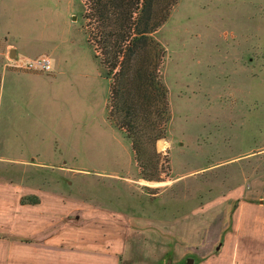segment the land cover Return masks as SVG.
<instances>
[{
    "label": "rangeland",
    "instance_id": "374dc122",
    "mask_svg": "<svg viewBox=\"0 0 264 264\" xmlns=\"http://www.w3.org/2000/svg\"><path fill=\"white\" fill-rule=\"evenodd\" d=\"M93 1L0 0V71L43 74L36 96L2 102L0 264L33 250L57 264L63 248L118 264H264V0H152L168 16L153 39L171 119L147 155L161 181L143 179L111 121ZM41 56L52 72L11 66Z\"/></svg>",
    "mask_w": 264,
    "mask_h": 264
},
{
    "label": "trees",
    "instance_id": "16d2710c",
    "mask_svg": "<svg viewBox=\"0 0 264 264\" xmlns=\"http://www.w3.org/2000/svg\"><path fill=\"white\" fill-rule=\"evenodd\" d=\"M152 2L94 0L92 17L97 22L94 40L102 53L95 56L112 78L111 121L126 132L143 179L161 181L160 172H150L147 155L157 154L156 143L166 138L171 119L168 89L161 78L164 50L153 39L168 16L157 19Z\"/></svg>",
    "mask_w": 264,
    "mask_h": 264
},
{
    "label": "crops",
    "instance_id": "0c3cea01",
    "mask_svg": "<svg viewBox=\"0 0 264 264\" xmlns=\"http://www.w3.org/2000/svg\"><path fill=\"white\" fill-rule=\"evenodd\" d=\"M42 75L43 74L39 73H25L2 68L0 71V116L2 115L3 117V112L6 111L2 107L3 100L7 101L6 109L9 108L8 111H12L14 108L16 109L18 107V101L10 100H15V98L11 97L14 89H19L20 93H26V100L36 96V94L42 90V85L40 84L43 78ZM29 252L30 251L26 253L24 259H19L18 257H20V255L18 253L13 255L12 264H19V262L23 264V260L25 264H45L42 260V256H45L43 251L33 250V254ZM56 254L57 264H118L115 262L113 263V257L109 256L108 253L102 254L91 250L84 251L82 249L63 248L59 249L58 252L56 251ZM37 255L41 257V260L32 258V256L37 257Z\"/></svg>",
    "mask_w": 264,
    "mask_h": 264
},
{
    "label": "built area",
    "instance_id": "2783aa9c",
    "mask_svg": "<svg viewBox=\"0 0 264 264\" xmlns=\"http://www.w3.org/2000/svg\"><path fill=\"white\" fill-rule=\"evenodd\" d=\"M11 66L28 72L50 73L53 70V61L48 56H41L36 59L27 60L24 63H14Z\"/></svg>",
    "mask_w": 264,
    "mask_h": 264
}]
</instances>
